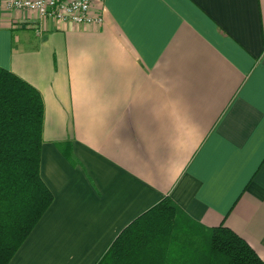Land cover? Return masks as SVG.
<instances>
[{"label": "crops", "instance_id": "obj_1", "mask_svg": "<svg viewBox=\"0 0 264 264\" xmlns=\"http://www.w3.org/2000/svg\"><path fill=\"white\" fill-rule=\"evenodd\" d=\"M100 6L101 25L37 33L0 0V66L43 97L54 196L8 264H97L166 196L264 260V0Z\"/></svg>", "mask_w": 264, "mask_h": 264}, {"label": "trees", "instance_id": "obj_2", "mask_svg": "<svg viewBox=\"0 0 264 264\" xmlns=\"http://www.w3.org/2000/svg\"><path fill=\"white\" fill-rule=\"evenodd\" d=\"M44 101L0 66V264H8L53 201L40 174ZM264 264L225 225L183 217L169 197L134 219L97 264Z\"/></svg>", "mask_w": 264, "mask_h": 264}, {"label": "built area", "instance_id": "obj_3", "mask_svg": "<svg viewBox=\"0 0 264 264\" xmlns=\"http://www.w3.org/2000/svg\"><path fill=\"white\" fill-rule=\"evenodd\" d=\"M101 0H2L4 12H32L36 14L37 33L47 19L78 25H101L104 22ZM30 22V21H29Z\"/></svg>", "mask_w": 264, "mask_h": 264}]
</instances>
